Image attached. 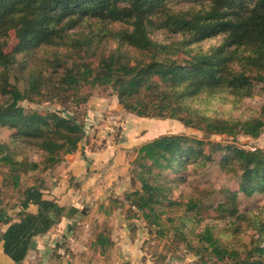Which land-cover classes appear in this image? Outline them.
<instances>
[{
    "label": "trees",
    "instance_id": "trees-1",
    "mask_svg": "<svg viewBox=\"0 0 264 264\" xmlns=\"http://www.w3.org/2000/svg\"><path fill=\"white\" fill-rule=\"evenodd\" d=\"M189 2L193 5H187ZM181 4L187 6L186 11L176 10ZM75 15H91L96 20L93 24L102 23L103 29L65 42L66 25L59 24ZM113 23L122 25H110ZM9 29L16 30L21 42L29 46L45 43L49 47L68 46L73 51L71 57L53 52L49 76L41 72L32 75L29 90H20L8 84L6 58L0 50V124L16 129L11 139L14 152L8 143L0 142V165L8 167L10 175L4 174L3 182L13 188L18 187L21 175L53 170L83 142V124L72 116L26 113L19 106L22 101L32 103L47 95L50 99L73 97L82 88L109 87L126 111L139 117L176 120L205 137L240 134L257 138L264 131V120L210 117L186 103L216 100L239 105L255 87L264 89V0H0V35ZM206 39L215 42L205 48ZM97 48L101 53L95 59ZM45 86L47 92L42 89ZM66 97L60 100L64 104ZM88 97L85 94L72 100L86 103ZM206 147L210 154L228 151L238 160L240 191L245 196L255 190L264 193V151L242 152L185 135H164L136 151L141 189L126 194L130 207L147 223L160 227L164 210L158 213L157 209L164 203L175 204L160 181L176 166L198 163ZM30 153L36 158L30 159ZM41 187L39 183L25 188L19 201L22 209L37 205L38 213L10 225L3 235L4 253L15 262L25 257L33 236L53 225L50 214L58 217L65 212V208L42 200ZM75 212L68 210L69 214ZM247 214L252 211L238 216L245 220ZM263 214L264 207L259 208L249 222L257 226L256 232L264 230ZM157 233L162 234L160 230ZM194 240L200 245L198 250L224 258L226 251L210 226L194 234ZM96 243L104 247L106 241L98 237ZM252 243L254 247L244 261L264 264V248L255 240Z\"/></svg>",
    "mask_w": 264,
    "mask_h": 264
},
{
    "label": "rangeland",
    "instance_id": "rangeland-1",
    "mask_svg": "<svg viewBox=\"0 0 264 264\" xmlns=\"http://www.w3.org/2000/svg\"><path fill=\"white\" fill-rule=\"evenodd\" d=\"M187 5L193 4L189 2ZM176 10L186 11L187 6L181 4L176 7ZM93 21L96 20L91 15H75L71 17L70 21L67 18L63 19L59 25H66L65 42L71 43L72 40L82 39L88 33L103 29L102 23L93 24ZM51 24L54 26L53 21ZM110 25L122 24L113 23ZM105 36L108 37L109 34ZM55 40L59 41L58 38ZM214 42L209 43V40L206 39L203 45L207 48ZM0 50L6 58L3 62L6 65L7 82L20 90H29L32 75L41 72L44 77L49 76L53 66V52L73 56V51L68 46L58 48L57 45H52L49 47L45 43L35 42L29 46L25 42H21L14 29H9L0 35ZM100 53L101 49L97 48L94 58L96 59ZM85 57L88 61H95L90 56ZM70 63L68 61L69 65ZM2 69L0 68V70ZM42 89L44 92L48 91L47 86ZM85 94H89L86 103L76 104L72 100ZM64 97L66 96L50 99L47 95V98L32 103L27 100L22 101L19 106L26 113L32 111L47 115L52 112L63 118L70 115L83 124L85 132L83 141L92 138L95 141V147H99L106 142L103 138H108L109 144L115 145L116 149L120 150V154L126 156L125 171L122 177L118 175V181L121 182V179L127 181L129 189L127 188L128 190L120 193L116 198H113V195L110 196L107 199L106 210L118 209L120 216H123L124 219L133 220L130 224L134 225V229L130 225L127 227L128 233L123 231V233L117 234V240L125 238L131 240L134 235L142 236L138 243L140 253L135 256L134 254L129 257L125 256L126 258L121 256L119 257L121 262L137 259L142 264H246L247 261L244 259L249 255L248 251L254 247L252 240L260 243V246L264 248V230L256 232L257 226L249 224L254 217V212L264 207V193L255 190L250 196H245L240 191L242 169L238 160L228 151L210 154L206 147L198 159V163L190 162L185 167L176 166L171 172H167L168 176L163 178L160 183L164 184L167 189V197L175 204L169 206L164 203L161 208L156 207L158 213L164 210L160 216V227L147 223L141 213L130 207V203L125 198L127 193L141 189L137 179L139 169L136 151L148 141L164 135H185L203 142L232 146L242 152H255L264 151V131L257 138L240 134L205 137L203 132L176 120L139 117L126 111L118 103L115 92L109 87L82 88L73 97H66L65 104L60 101ZM186 103L198 110L206 111L205 114L210 117L231 120H264V89L260 86L255 87L253 93L244 98L239 105L216 100H203L198 103L187 100ZM109 115H116L119 118L118 127H107L105 120ZM15 133L16 129L10 128L7 124H0V142L8 143L11 152L15 151V144L11 142ZM36 156L33 153L29 154L30 159H35ZM8 172V167L5 164L0 165V212L3 211L1 208L5 207L7 212L13 213L17 210L18 202L23 198L25 188L39 184L36 181L39 174L32 172L21 175L18 187L13 188L9 183L3 182V176L4 174L8 175ZM193 206V211L187 212V209ZM106 210L104 208L96 211L89 209L88 213H92V217L88 222L90 223V220L94 222L97 214ZM249 210L252 211V214H247L245 220L238 216ZM104 220L100 221H103L102 224H104L102 228L111 221L110 218ZM119 223L121 221H118ZM206 225L210 226L213 235L226 251L221 260L213 257L210 251L198 250L200 245L194 240V234L200 233ZM119 229L125 230V226ZM159 230L162 232L161 235L157 233ZM250 261H253V257L250 258ZM262 261L264 263L263 258Z\"/></svg>",
    "mask_w": 264,
    "mask_h": 264
},
{
    "label": "crops",
    "instance_id": "crops-1",
    "mask_svg": "<svg viewBox=\"0 0 264 264\" xmlns=\"http://www.w3.org/2000/svg\"><path fill=\"white\" fill-rule=\"evenodd\" d=\"M89 139L80 144L76 153L66 156L63 163L38 175L42 200L65 208V212L58 217L50 214L53 225L45 233L31 238L27 253L19 262L4 253L3 235L10 225L20 222L23 217L36 215L38 206L30 204L22 209L18 202L17 210L13 213L7 212L5 207L1 208L0 264H142L137 259L122 262L119 259L140 253L138 243L142 235H134L131 240L116 239L117 234L123 231L128 233L127 227L130 225L134 229V225L130 224L133 220L124 219L118 209L106 210L110 196L116 198L129 189L127 181H118V175L122 177L125 171L126 156L121 155L115 145H110L108 138H103L106 144L99 147H95L92 138ZM96 205L98 209L104 208L106 211L97 214L94 222L90 220L89 223L92 213L88 211L98 210ZM69 209L76 212L69 214ZM108 218L110 223L102 228V222ZM118 221L121 223L118 224ZM122 226H125V230L119 229ZM98 237L105 239L104 247L97 245Z\"/></svg>",
    "mask_w": 264,
    "mask_h": 264
},
{
    "label": "built area",
    "instance_id": "built-area-1",
    "mask_svg": "<svg viewBox=\"0 0 264 264\" xmlns=\"http://www.w3.org/2000/svg\"><path fill=\"white\" fill-rule=\"evenodd\" d=\"M105 122L108 128L118 127L119 118L116 115H109Z\"/></svg>",
    "mask_w": 264,
    "mask_h": 264
}]
</instances>
